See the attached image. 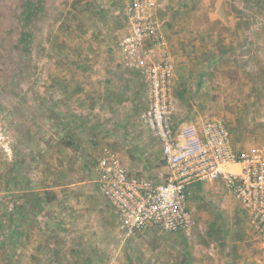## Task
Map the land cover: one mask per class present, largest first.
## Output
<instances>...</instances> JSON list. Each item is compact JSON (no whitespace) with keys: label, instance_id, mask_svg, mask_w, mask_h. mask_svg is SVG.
Here are the masks:
<instances>
[{"label":"rangeland","instance_id":"rangeland-1","mask_svg":"<svg viewBox=\"0 0 264 264\" xmlns=\"http://www.w3.org/2000/svg\"><path fill=\"white\" fill-rule=\"evenodd\" d=\"M173 1L178 119L223 120L236 150L264 148V0H176L168 15ZM126 32L119 0H0V264H264L222 181L191 187L184 233L126 238L93 202L105 153L147 158L129 146L148 131L144 83L120 64Z\"/></svg>","mask_w":264,"mask_h":264},{"label":"built area","instance_id":"built-area-1","mask_svg":"<svg viewBox=\"0 0 264 264\" xmlns=\"http://www.w3.org/2000/svg\"><path fill=\"white\" fill-rule=\"evenodd\" d=\"M127 32L118 43L120 64L137 73L147 95L139 115L160 142L169 171L162 181L132 173L107 152L97 164L95 183L118 217L126 238L150 231L187 232L193 224L190 189L222 181L249 218L264 249V148L238 151L223 120L179 121L173 97L176 65L158 11L162 0H119Z\"/></svg>","mask_w":264,"mask_h":264},{"label":"crops","instance_id":"crops-1","mask_svg":"<svg viewBox=\"0 0 264 264\" xmlns=\"http://www.w3.org/2000/svg\"><path fill=\"white\" fill-rule=\"evenodd\" d=\"M180 5L182 6L183 2L178 3L176 0L173 1L172 2V7L171 8L169 7L167 14L169 15L171 13H176L175 11H177V10L181 11L182 9H181ZM164 8L165 7L163 5V0H162V7L158 11V18L162 22V29H163V32H164V34L166 36V39H167L168 48L171 51V49H170L171 48L170 47L171 43L175 42L177 44L179 41H183L184 39L182 37H180V39L177 37L176 40L175 39H171L170 31L168 30V28L166 26L167 18H164L165 16H163V14H162V12L165 11ZM121 9L123 11L122 4H121ZM123 13H124V11H123ZM176 14H178V13H176ZM170 25H171V27L174 26V27H176L178 29H180L181 26H184V24H180V25L178 24V26H176V23H174L173 19H172ZM176 31H177V29L174 32H176ZM173 38H175V37H173ZM177 39H178V41H177ZM250 55L252 57L253 55H256V52L254 51V52L250 53ZM175 78H176V74H175ZM146 98H147V95H145V100H146ZM146 108H147V106H146ZM176 118H178V117H176ZM178 120L179 121H184V122H187V123H198L197 121H191V120L189 121V120H185V119H182V118L178 119ZM142 129L143 130L146 129L148 131L147 136H145L144 133H142L141 137H138V135L135 136V134H134V135H132V140L134 141V143L129 145V146H132V152H131L132 155H134L136 157L139 156L140 158H143V156L145 157V155H146L147 158L141 160L142 163H139L140 160L137 161L136 158H134V159L132 158V160L129 159V157L127 156V153L126 154L123 153L124 150L120 151V153L122 155L121 158L119 157L118 153H116V152H112V153L117 154L118 157L120 158L121 162L123 163V165L125 167H127L132 173L139 174L140 176H144V177L152 179L154 181H162V180H164L166 178L169 169L166 166L165 162L163 161L162 148H161L160 142L151 134L150 130L146 126L142 125ZM137 137H138V139H136ZM147 137H148V139H147ZM148 140L152 143V144H149V145L153 146L156 143V146H153L154 148L153 147L151 148V146H148V143H149ZM116 144H117V142H116ZM138 151H140L139 154H138ZM99 159H98V161H99ZM98 161H97V164H98ZM97 164H96V167H95V171L93 172V183L95 184V187H96V189H97V191L99 193L98 187H97V185L95 183L96 176H97V173H96ZM61 198L62 197H60V199ZM80 198H78V197H76L74 199L72 198V200H75L74 203L72 201V204H74V206L72 207L73 209L71 210L72 215H74V216H77V214L81 212V210H79V206L77 205L78 204L77 202L80 203ZM96 200H100V203H102V205L105 206L104 208L113 209L110 206V204L105 200V198L101 194H100V196H95V198H93V202L94 203H95ZM96 205L97 204L94 205V209H96L95 211L97 213L102 211L101 205H97V206ZM88 210H90V209H88ZM83 212H86V210H83Z\"/></svg>","mask_w":264,"mask_h":264},{"label":"trees","instance_id":"trees-1","mask_svg":"<svg viewBox=\"0 0 264 264\" xmlns=\"http://www.w3.org/2000/svg\"><path fill=\"white\" fill-rule=\"evenodd\" d=\"M105 155V154H104ZM164 161V160H163ZM177 233H184V232H177Z\"/></svg>","mask_w":264,"mask_h":264}]
</instances>
